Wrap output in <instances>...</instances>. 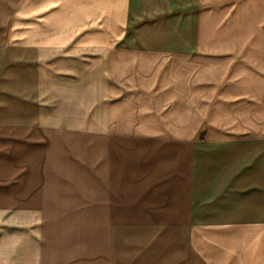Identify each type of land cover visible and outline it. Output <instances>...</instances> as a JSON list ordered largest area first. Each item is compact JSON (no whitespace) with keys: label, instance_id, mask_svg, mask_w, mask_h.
<instances>
[{"label":"crops","instance_id":"0c3cea01","mask_svg":"<svg viewBox=\"0 0 264 264\" xmlns=\"http://www.w3.org/2000/svg\"><path fill=\"white\" fill-rule=\"evenodd\" d=\"M0 264H264V0H0Z\"/></svg>","mask_w":264,"mask_h":264},{"label":"rangeland","instance_id":"374dc122","mask_svg":"<svg viewBox=\"0 0 264 264\" xmlns=\"http://www.w3.org/2000/svg\"><path fill=\"white\" fill-rule=\"evenodd\" d=\"M37 138H39L38 136H36V143L37 146L41 145L43 140H37ZM52 143L57 142V143H64L66 144V146L62 147V151L59 150H54L53 152V158H60V159H68V160H76V159H81V160H85V161H90L91 158V152L90 149L84 147V146H79V144H77L75 141V137L71 136V135H52ZM83 142H88V140H84ZM76 143V144H73ZM89 143H90V139H89ZM39 150H37V157L40 156V154L43 155V152L38 153ZM67 173V172H66ZM54 175V173H53ZM85 181L82 184L83 185V189L85 190H90V171L88 173L83 174ZM52 189H55V183L53 184Z\"/></svg>","mask_w":264,"mask_h":264}]
</instances>
